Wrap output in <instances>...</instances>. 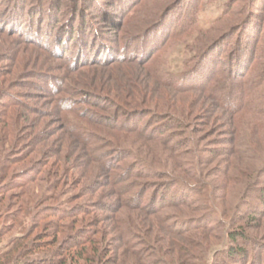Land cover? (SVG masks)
Returning <instances> with one entry per match:
<instances>
[{
  "label": "rangeland",
  "instance_id": "obj_1",
  "mask_svg": "<svg viewBox=\"0 0 264 264\" xmlns=\"http://www.w3.org/2000/svg\"><path fill=\"white\" fill-rule=\"evenodd\" d=\"M16 2L29 15L6 16L0 30V254L27 229L61 240L90 228L104 233L107 258L128 256V227L148 245L142 264H264V115L158 79L207 48L197 74L226 68L236 38L234 62L248 47L264 55V0ZM73 104L115 167L63 128L62 116L77 118ZM125 173L149 185L144 201L159 183L185 187L186 204L164 212L170 228L163 214L121 206L112 174ZM53 206L74 213L56 224ZM232 230L252 241L232 243Z\"/></svg>",
  "mask_w": 264,
  "mask_h": 264
},
{
  "label": "trees",
  "instance_id": "obj_2",
  "mask_svg": "<svg viewBox=\"0 0 264 264\" xmlns=\"http://www.w3.org/2000/svg\"><path fill=\"white\" fill-rule=\"evenodd\" d=\"M0 1L2 4L0 5L1 31H5V26L8 24L4 21L6 16L21 20L23 15H29V13H23L22 8L16 7L19 6L16 2L18 0ZM28 2L29 4L43 3L41 0H28ZM8 9H10V11ZM64 15L65 14L61 13L62 17H64ZM126 18L128 19V17ZM79 23H81L80 25H84L86 22L79 19ZM245 32L247 33H244L245 37L251 33L248 28H246ZM225 35L222 36L224 37ZM222 36H220V38H222ZM234 40L235 44L227 50V53L230 54L229 58L223 60V62L227 64V67L218 70L213 68L210 72L206 74L203 73V75H206H204L205 80L201 79L203 76L202 71L200 75L197 74V71H199L197 69L202 66V60L205 58L203 55L208 48L198 53L199 57L195 58L196 60L193 65L190 59L187 60L184 66L186 68L174 78L167 74H159L158 79L163 84L173 86L177 90L187 89L207 93L226 110L239 113L254 111L257 115H264V55L256 53V46L251 47L252 50L248 47L245 56L246 59L234 62V59L230 56H232L231 54L234 53V51H237L236 47L238 44L240 45L239 39L236 38ZM193 60L194 59H192V61ZM219 65L224 64L220 63ZM60 108L63 111L66 109L63 106ZM67 108H70V111H77V118L74 119L70 116H62L63 128L86 145L91 158L102 162V164L110 168L115 167L117 163H113V161L109 159H103L105 156L104 154H108V152H99L101 143H99L100 141L94 137L92 131H90L85 124V119H88L87 115L82 114L80 111L82 109L75 107L74 104ZM112 124L114 126V122H112ZM258 125L261 126V122L258 123ZM121 127H125L124 129L127 128V126ZM118 164H121V161H118ZM136 166L142 167L139 163H137ZM140 170L138 169L137 172H140ZM112 175V184L114 183L117 194L122 198L121 206L125 208L141 210L144 214L149 215H164L165 210L168 208L186 204L187 200L183 199V195L186 192L185 187H176L177 189L172 193V184L159 183L156 187H153L152 195L148 198L149 200L144 201L143 197L144 194L149 191V185H146V188H142L139 183L129 181V176L126 173L124 175L122 174L123 176L121 177L115 174ZM54 189L56 190L57 188L55 187ZM176 191L179 194H177ZM158 194H160L159 197H157ZM167 195L170 197H167ZM51 198L54 199V195L51 196ZM50 212L51 216H56L58 221L56 224H59L63 219L71 217L74 213L70 207L60 209V207L54 206L50 209ZM39 213L42 214V210ZM77 216H79V214H77ZM162 218L166 226L170 228L172 225L168 224L166 216L164 215ZM118 223L120 224V222ZM189 223L191 222L188 221V225ZM119 224L116 225L115 228L120 227ZM193 226L197 227L198 225ZM193 226H191V228ZM125 229L130 230L128 227L123 228L120 235L122 243L126 247L125 252L131 254L128 256L117 252L115 255L107 258L108 249L111 247L106 248V246H101L102 243L104 244L106 242V238L102 236L104 233H101V237L98 239L90 228L77 231L75 234L73 233L74 236H72L73 234H69L61 238V240L55 233L47 234V236L44 233L38 232L32 235L29 232L30 229H27L25 232H22L20 236L12 239V246L7 251L0 254V264H142L140 260L147 257L149 250L148 245L145 242H141L143 238H141L140 234L134 232L136 238H138L137 241H135L134 233L132 232V234H129ZM180 229V227L177 228L178 231H180ZM182 230L184 231V229ZM61 232L64 231L61 230ZM230 237L232 243H235L237 238L242 241L241 243L252 241L248 239V236L244 234L242 230H232L230 232ZM98 242L100 244H98ZM232 254L237 255L239 258H245L248 255L244 246H230L228 255L231 256Z\"/></svg>",
  "mask_w": 264,
  "mask_h": 264
}]
</instances>
